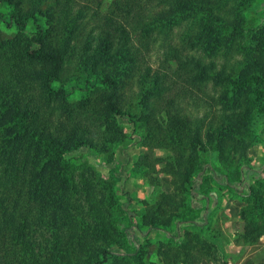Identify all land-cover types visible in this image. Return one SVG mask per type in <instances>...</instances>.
I'll list each match as a JSON object with an SVG mask.
<instances>
[{
    "label": "trees",
    "instance_id": "1",
    "mask_svg": "<svg viewBox=\"0 0 264 264\" xmlns=\"http://www.w3.org/2000/svg\"><path fill=\"white\" fill-rule=\"evenodd\" d=\"M180 2L181 0H114L112 10L103 14L102 20L98 22V44L94 54L87 57L86 64L89 61L96 62V59L103 64L112 60V65L119 67L120 60L117 58H122L127 71L132 74L141 72L143 82L148 88L152 87L142 88L144 108L139 115L134 116L121 109L123 96L119 92L118 81L110 76L99 75L93 81L85 80L82 88L73 85L55 87L54 83L59 80L66 61V45L59 46L57 39L49 38L34 14H21L17 11L19 0H0V3L10 8L11 21L3 14H0L1 20L8 27L13 23L18 29L17 36L8 41L6 48L0 52V103L10 109L8 115L14 130L13 135L0 134V246L9 236L14 239L15 233L16 238L26 236V226L17 219L10 204L11 201L16 204L22 200L23 187H33L27 190L33 201L40 203L46 210L47 207L54 206V211H57L49 217L41 214L39 222L51 219L52 222L67 227V232L63 235L67 241L62 248L67 252L66 258L59 261L54 258L52 264H147L143 260L145 252L138 251L140 247L133 233V224L124 230L118 240L123 239L131 248L129 252H125L114 236L117 234L106 210L96 206V202L86 201L93 194V199L103 197L101 192L94 190L95 182L86 179L83 189L87 197H82L84 190L78 188L71 179L70 182L65 180L66 174L63 177L59 174L61 163L57 155L69 154L81 148L107 151L113 144L122 141L125 135L118 125L119 119H127L130 124L143 130L142 143L150 152L145 153L142 158L151 169H155L156 165H163L161 170L171 176L173 194L179 196L182 204L187 196L192 200L207 202L206 196L203 197L199 190H202L204 181L209 178L217 179L224 187L234 189L233 193L247 195L245 197L248 204L240 213L245 222L242 240L254 243L264 236V222L258 224L247 219V215L254 212H260L264 216V185L258 182V189L246 186L241 179L230 182L219 174L211 177L204 173L205 164L199 154L204 145V137L221 152L227 149L224 147L226 141L233 142L237 138L243 143L247 140V131L244 129L251 122V112L244 99L252 85H255L258 97L264 93V67L258 61L249 59L244 71H239L241 75L237 80L218 76L217 80L223 90L217 96L213 86L212 89L209 88V76L200 70L198 64L194 66L188 56L184 58L181 49L171 47L161 69L152 71L143 58L154 43L148 21L150 11L156 3H165L172 8L170 14L177 13L182 10L177 5L184 4ZM165 19L170 20L168 15ZM27 21H31L35 31L30 38V44L35 46L33 49L30 44V48L25 46L24 41L19 38L23 36ZM256 40L259 47H264V36ZM0 45L4 44L0 41ZM260 54H264L263 48ZM170 60L176 63L175 69L170 67ZM167 62L168 68L164 65ZM255 70L260 74L255 76ZM112 73L115 70L110 74ZM33 75L34 80L31 79ZM76 90L83 92L81 99L68 102V98ZM49 97L57 101L55 105L49 104ZM179 102L193 103L197 107L204 104L206 114H209L208 120L203 118L194 123L182 116L175 110ZM149 105L153 108L150 109ZM158 106L165 112L161 118L155 112ZM215 118L218 119L217 122ZM186 146L189 149L186 162L175 169L170 168L173 165L167 163L165 158L155 157L152 153L155 149L176 151ZM51 155H54V159ZM41 162L43 166L39 170ZM47 167L49 180L45 184L38 183L37 174L40 175ZM174 180L179 181L178 186ZM205 207L206 203L202 204L201 214ZM189 215L190 218H186L183 214L175 213L168 215L169 217L159 216L158 219L148 215L145 219L147 225L158 226L164 234L174 239L179 237L180 227L184 223L198 225L199 229L204 227L205 222L192 221L200 218L197 211L191 208ZM201 218L206 221L207 216ZM138 225L141 226H136L139 227ZM170 226L175 233L169 232ZM200 232L201 230L198 234H186L183 242H178L174 250L168 249L165 256L170 253L171 258L179 259L182 264H200L196 252L205 244ZM102 242L116 243L117 251L100 248ZM21 243L24 248L35 251V247H31L26 240ZM34 253L33 256L36 257ZM35 257L33 261L39 263Z\"/></svg>",
    "mask_w": 264,
    "mask_h": 264
},
{
    "label": "rangeland",
    "instance_id": "2",
    "mask_svg": "<svg viewBox=\"0 0 264 264\" xmlns=\"http://www.w3.org/2000/svg\"><path fill=\"white\" fill-rule=\"evenodd\" d=\"M113 2L114 0H19L17 11L21 14H34L49 38L57 39L59 46L66 45V61L59 80L54 83L55 87L73 85L82 88L85 80L93 81L99 75L110 76L118 81L119 92L123 96L121 109L135 116L144 108L142 88H152H148L143 82L141 72L132 74L127 71L122 58H117L120 60L119 67H114L112 60L103 64L96 59V62L89 61L86 64L87 57L90 58L94 54L98 44V22L102 20L103 14L112 10ZM182 2L184 4H181ZM180 4L177 7L182 10L177 13L170 14L172 8L165 3H156L150 11L148 21L151 24L150 35L154 37V43L143 58L152 71L161 69L171 47L181 49L184 58L188 56L194 66L198 64L200 70L209 76V88L212 89L213 86L217 96L218 92L223 90L217 80L218 76L237 80L241 75L239 71H244L249 59L258 61L264 67V54H260L264 47H259L256 40L264 36V0H181ZM0 14L11 21L10 8L7 5L0 3ZM166 15L170 20L165 19ZM34 32L33 24L27 21L23 36L19 38L29 48ZM17 34L18 29L13 23L8 27L0 18V41L4 44L0 45V52ZM135 44L138 45L136 41ZM34 47L31 45L32 49ZM167 64L168 62L164 65L168 68ZM169 65L172 69L177 66L171 60ZM112 70H115V73L110 74ZM259 74L254 71L255 76ZM31 79H35L34 75ZM254 86H250L244 99L248 102L251 112V122L249 121L250 124L244 129L247 131V140L243 143L237 138L233 142L226 141L224 147L227 149L221 152L204 137V145L201 146L199 154L205 164L204 173L209 176L219 174L230 182L241 179L246 186L260 189L257 183L264 185V93L258 97ZM82 94V91L76 90L68 98V102L78 101ZM49 102L55 105L57 101L49 97ZM203 105L197 107L193 103L179 102L175 110L192 122L198 123L203 118L208 120L209 117ZM148 107L153 108L151 105ZM157 108V116L163 117L164 109L159 106ZM10 112L4 103H0V134L13 135ZM214 120L218 121L216 118ZM118 125L125 138L113 144L107 151L81 148L56 156L61 163L59 174L62 177L67 175L65 180L70 182L71 179L80 189H83L87 178L95 182L94 190L101 192L103 197L93 199V194L86 201L96 202V206L106 210L117 234L114 235L117 241L121 239L124 230L133 224V233L140 247L138 251L145 252V263L182 264L179 259L171 258L170 253L167 257L165 254L168 249L174 250L178 242H183L186 234H198L201 230L200 237L205 244L196 252L200 264H264V236L254 243H245L241 238L245 222L240 213L248 204L245 193L234 194V189L224 187L217 179L209 178L203 182L202 190H199L203 197L206 196L207 202H199L196 199L195 201L187 196L182 204L179 196L173 194L171 176L161 170L163 165H156L155 169H151L142 158L145 153L150 152L142 143L143 130L130 124L127 119H119ZM188 150L186 146L176 151L155 149L152 153L155 157L165 158L167 163L173 165L170 168L175 169L182 167L186 162ZM51 157L54 159V155ZM42 166L43 162L38 169ZM48 180L49 167L40 175L37 174L38 183L45 184ZM174 181L178 186L179 181ZM34 183L36 184L35 180ZM23 188L22 200L16 204L11 201L10 207L20 223L26 226V236L16 238V233L13 235L14 239L9 236L0 246V264H52L54 258L58 261L64 260L67 252L62 248L67 240L63 235L67 232V227H62L51 219L40 223L41 214L49 217L57 211H54V206L47 207L46 210L40 203L33 201L27 191L33 187ZM84 192L82 197H87L85 190ZM205 203L206 209L201 214L202 204ZM191 208L200 214V218L192 221L205 222L204 227L199 229L198 225L184 223L180 227L179 237L174 239L164 234L158 226L147 225L145 219L148 215L158 219L159 216L169 217L168 215L175 213L190 218ZM205 215L207 219L203 221L201 216ZM247 219L258 224L264 222V216L260 212L250 213ZM137 224L142 227H137ZM168 230L171 234L175 233L171 226ZM23 240L35 247V251L24 248L21 243ZM118 242L125 252H129L131 248L123 239ZM100 248L117 251L116 243L102 242ZM33 257L39 263L34 262Z\"/></svg>",
    "mask_w": 264,
    "mask_h": 264
}]
</instances>
